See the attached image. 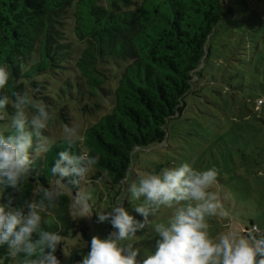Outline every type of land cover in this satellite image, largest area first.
Wrapping results in <instances>:
<instances>
[{
	"label": "trees",
	"instance_id": "1",
	"mask_svg": "<svg viewBox=\"0 0 264 264\" xmlns=\"http://www.w3.org/2000/svg\"><path fill=\"white\" fill-rule=\"evenodd\" d=\"M227 5V0H0V63H6L11 73L2 91L10 101L13 93L29 90L50 110L57 109L65 122L68 114L62 100L89 112L102 109L101 98L111 95L114 101L81 134L83 143L73 148L99 156L88 172L89 182L83 183L84 177L72 185L64 178V194L54 204L56 219L41 225L60 233L56 255L61 264L67 237L79 235L89 240V246L92 238L87 222L75 212L77 192L88 185L91 194L95 186L104 185L109 194L118 195L136 148L167 139L170 120L184 111L187 97L197 91L218 26L233 11ZM69 11L75 38L86 42L79 54L63 27ZM118 60L127 61L120 70ZM109 62L116 69L107 66ZM66 73L64 80L57 77ZM49 75L57 86L48 84ZM10 109L11 103L5 111L13 114ZM43 136L48 140L47 128ZM64 138L48 140L47 152L37 147L31 153V173L15 203L29 201L38 186L42 190L57 183L51 167L59 151L68 147ZM22 260L23 254L0 246V264Z\"/></svg>",
	"mask_w": 264,
	"mask_h": 264
},
{
	"label": "rangeland",
	"instance_id": "2",
	"mask_svg": "<svg viewBox=\"0 0 264 264\" xmlns=\"http://www.w3.org/2000/svg\"><path fill=\"white\" fill-rule=\"evenodd\" d=\"M227 1L233 11H228L218 26L197 91L187 97L184 111L170 120L167 139L150 147L136 148L122 192L109 194L104 185L95 186L89 201V216L80 217L79 209L75 210L87 222L91 237L104 238L113 231L108 221H98L97 211H106L120 202L132 211L138 202L131 199L128 188L138 182L140 175L158 173L185 162L197 170H217V180L210 191L217 195L221 208L208 220L211 235L217 236L232 226L250 229L258 225L264 230V0ZM71 15L69 11L63 27L69 34L66 37L72 40L74 52L79 54L86 42L75 38ZM118 62L117 70L127 63ZM106 64L116 69L112 63ZM68 69V72L74 70L72 63ZM57 77L64 80L67 73ZM45 78L51 87L59 84L52 75ZM61 102L66 105L68 122L52 108L48 140L66 137L67 129H74L75 135L81 136L114 103L111 95L101 98L102 109L89 112L73 101ZM10 110L14 114L12 104ZM13 114L5 111L0 129L8 128ZM90 177L88 173L83 183L89 182ZM41 188L38 186L33 191L29 201L39 199ZM79 192L88 193V185ZM57 210V205L46 207L43 220L56 219ZM173 212L174 208L162 206L156 215H149L146 227L132 241L134 247L140 248L138 258L142 259L146 251L154 248L158 239L155 224L166 222ZM221 212L223 215H219ZM65 242L62 264H79L89 251V240L78 235L67 237Z\"/></svg>",
	"mask_w": 264,
	"mask_h": 264
},
{
	"label": "clouds",
	"instance_id": "3",
	"mask_svg": "<svg viewBox=\"0 0 264 264\" xmlns=\"http://www.w3.org/2000/svg\"><path fill=\"white\" fill-rule=\"evenodd\" d=\"M10 77L8 65L0 63V119L10 103L14 108L8 131H0V246L23 254L22 264H61L56 251L62 237L41 226L42 213L64 194L61 181L67 177L72 185L78 184L99 156L85 149L74 152L84 137L67 129L68 147L59 151L51 167L57 183L42 189L38 200L15 203L31 173V153L37 147L45 152L51 147L43 132L53 114L29 90L13 93L10 101L2 91ZM217 175L215 168L197 170L188 162L140 175L128 188L131 199L138 202L132 211L122 202L97 211L98 221H108L113 231L104 238L93 236L79 264H264V230L258 225L250 229L232 226L217 236L210 234L208 220L221 208L217 195L210 191ZM90 200V193L77 192L75 206L80 217L89 216ZM162 206L174 212L166 222L155 224L158 239L154 248L138 258L140 248L133 246V238Z\"/></svg>",
	"mask_w": 264,
	"mask_h": 264
}]
</instances>
